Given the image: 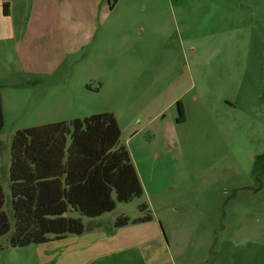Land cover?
I'll return each mask as SVG.
<instances>
[{
  "label": "rangeland",
  "instance_id": "rangeland-1",
  "mask_svg": "<svg viewBox=\"0 0 264 264\" xmlns=\"http://www.w3.org/2000/svg\"><path fill=\"white\" fill-rule=\"evenodd\" d=\"M10 2L6 16L0 0L6 205L15 132L99 113L115 116L144 194L94 219L71 213L80 235L22 248L6 235L0 264H264V0ZM58 5L92 21L88 43L53 23ZM34 77L43 82L26 86Z\"/></svg>",
  "mask_w": 264,
  "mask_h": 264
},
{
  "label": "trees",
  "instance_id": "trees-1",
  "mask_svg": "<svg viewBox=\"0 0 264 264\" xmlns=\"http://www.w3.org/2000/svg\"><path fill=\"white\" fill-rule=\"evenodd\" d=\"M33 78L26 86L38 85ZM0 94V132L3 128ZM177 122L185 120L177 102ZM115 116L99 113L82 119L30 127L10 141L9 205L0 186V238L13 248L83 234L80 218L94 219L144 194L126 147L119 145ZM141 206V212L146 210ZM150 214L115 221L116 228L151 221ZM52 237V239L50 238Z\"/></svg>",
  "mask_w": 264,
  "mask_h": 264
},
{
  "label": "crops",
  "instance_id": "crops-1",
  "mask_svg": "<svg viewBox=\"0 0 264 264\" xmlns=\"http://www.w3.org/2000/svg\"><path fill=\"white\" fill-rule=\"evenodd\" d=\"M45 1H49V2H56V1H64V0H45ZM119 1V0H118ZM52 2L50 4H52ZM11 3L10 0H4V12L6 16L10 15L12 13V10H11ZM54 9V8H53ZM48 11L51 12V6L48 5ZM54 19H53V23L56 24L58 19H61V22H59L57 24L58 27H60V30L62 29L63 30V27L67 26L66 28H70L71 30H79L80 28L82 29V31H79L81 33H84V40L83 42H81L80 45H82L83 43H88L89 40L91 39V36H92V30H93V24L91 23L92 21L91 20H87L85 18L83 19H77V20H73V18L75 16H73L71 13L69 12H66L64 11L62 5H58V8L57 9H54ZM67 16L69 18V20L66 22V24L62 23V20L64 19V16ZM76 17H84V16H76ZM75 17V18H76ZM72 21H75V22H72ZM120 137H121V133H120ZM129 154H130V157H131V161L135 167V170L139 176V173H138V170L135 166V163H134V159L132 158V154H131V151L128 150ZM139 178V177H138ZM140 180V179H139ZM141 183V182H140ZM142 187H143V184L141 183ZM143 190H144V187H143ZM225 207V210H226V206L224 205ZM202 211H204V208L202 206L199 207ZM223 209V208H222ZM205 245V244H203Z\"/></svg>",
  "mask_w": 264,
  "mask_h": 264
},
{
  "label": "flooded vegetation",
  "instance_id": "flooded-vegetation-1",
  "mask_svg": "<svg viewBox=\"0 0 264 264\" xmlns=\"http://www.w3.org/2000/svg\"><path fill=\"white\" fill-rule=\"evenodd\" d=\"M262 155H263V154H262ZM262 155L260 156L259 159H260L261 162H262V163L260 164V167H261V169H262V170H261V174H264V158H263Z\"/></svg>",
  "mask_w": 264,
  "mask_h": 264
},
{
  "label": "water",
  "instance_id": "water-1",
  "mask_svg": "<svg viewBox=\"0 0 264 264\" xmlns=\"http://www.w3.org/2000/svg\"><path fill=\"white\" fill-rule=\"evenodd\" d=\"M262 156H263V158H264V152H263V155H262Z\"/></svg>",
  "mask_w": 264,
  "mask_h": 264
}]
</instances>
